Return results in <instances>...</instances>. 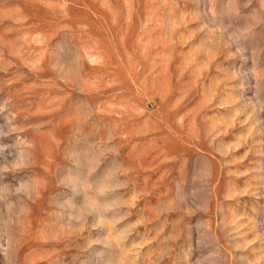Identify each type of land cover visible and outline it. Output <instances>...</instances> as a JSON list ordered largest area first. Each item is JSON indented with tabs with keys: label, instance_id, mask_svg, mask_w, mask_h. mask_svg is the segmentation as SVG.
Returning <instances> with one entry per match:
<instances>
[{
	"label": "rangeland",
	"instance_id": "obj_1",
	"mask_svg": "<svg viewBox=\"0 0 264 264\" xmlns=\"http://www.w3.org/2000/svg\"><path fill=\"white\" fill-rule=\"evenodd\" d=\"M0 264H264V0H0Z\"/></svg>",
	"mask_w": 264,
	"mask_h": 264
}]
</instances>
